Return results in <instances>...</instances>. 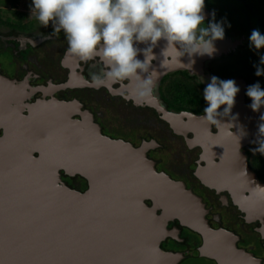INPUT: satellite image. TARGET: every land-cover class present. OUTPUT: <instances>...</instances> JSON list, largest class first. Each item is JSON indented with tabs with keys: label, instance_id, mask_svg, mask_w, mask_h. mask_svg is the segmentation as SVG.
I'll return each mask as SVG.
<instances>
[{
	"label": "water",
	"instance_id": "obj_1",
	"mask_svg": "<svg viewBox=\"0 0 264 264\" xmlns=\"http://www.w3.org/2000/svg\"><path fill=\"white\" fill-rule=\"evenodd\" d=\"M240 43L218 40L213 56H196L191 65L185 56L181 58L185 64L170 63L168 69L203 74L209 60ZM239 79L234 80L242 89L247 81ZM22 88L15 81L0 79V264H180L188 256L216 264H262L253 253L238 247L234 232L211 226L201 197L184 182L158 171L146 145L135 147L105 136L78 102L39 99L26 104V95L18 92ZM155 101L151 104L178 132L192 131L207 146L223 142L215 154L226 155L225 165L209 167L217 176H205L203 170L200 175L206 183L223 177L238 189L233 167L241 161L239 156L243 162L246 159L241 147L264 140L260 131L264 106L254 111L251 99L237 94L228 116L208 120L205 114L171 113ZM74 114L81 115V122L72 123ZM218 166L229 170L220 175ZM240 171L246 186L236 195L246 207L264 213L255 205L256 195L246 197L244 192L251 185L253 193L264 194V184L247 163ZM63 174L86 179L87 188L71 187ZM174 220L200 236L196 250L162 248L167 238L183 240L178 227H169ZM259 231L264 237V225Z\"/></svg>",
	"mask_w": 264,
	"mask_h": 264
},
{
	"label": "flooded vegetation",
	"instance_id": "obj_2",
	"mask_svg": "<svg viewBox=\"0 0 264 264\" xmlns=\"http://www.w3.org/2000/svg\"><path fill=\"white\" fill-rule=\"evenodd\" d=\"M219 1L205 0V11H215L217 15ZM30 6L31 0H19L16 6L0 4V79H9L25 86V89L22 88L18 92L26 95L27 98L24 100L26 104H32L39 99H56L65 103L78 102L83 110L92 114L94 121L100 126L105 136L123 139L135 147L146 145L147 156L155 162L158 171L166 173L176 181L184 182L187 188L201 197L207 209L206 217L211 226L234 232L239 237L238 247L253 253L264 264V237L263 233L259 231L264 225L261 219L263 217L264 220V213L246 207L242 203V199L236 195L245 188L242 185L246 186L245 178L240 171L243 163H247L249 169L264 184L261 175L249 164V149L264 140L256 143L249 142L240 148V152L245 154L246 159L243 162L239 156L241 161L235 168L233 167L238 179L236 181L238 189L236 185H233L234 188H232L230 184L224 182L223 177L222 180L213 178L206 183L201 176L202 170L205 176H217L215 169H209V167L221 166L225 162L226 155L224 153L215 154L221 151L219 147L222 148L223 142L220 140L219 144L221 145H219L215 141L209 145H214L213 147L204 148L205 146L209 147L204 141L205 139L200 140L199 136L192 131L186 135L178 132L163 118V113L151 104L156 100L155 102L171 113L199 115L178 109V104L169 106L163 94L165 78H189L190 84L195 89L203 90L206 84L210 82V78L213 75L216 76V68L222 64L223 58L227 60L226 57L217 60L213 58L208 61V66L204 69L203 74H191L185 69L169 70L170 63L162 61L163 57L159 49L164 47L162 41L155 49L157 60L153 61V67L157 72L153 94L145 99H133L130 95L133 84L127 82L109 83L98 89L94 87L91 83V77L93 73L100 70L99 62L89 61L85 63L68 53L67 40L63 32L56 34L51 25L46 28L39 24L34 13L31 14L27 10ZM7 8L11 9L12 15L4 17L3 12ZM3 9L4 11H2ZM207 19H212L211 15ZM139 46L143 47V45ZM248 86V83L246 86L243 85L238 95L249 98L246 95ZM25 113H28V108L25 109ZM185 119L187 120V118ZM76 122H81V115H73L72 123ZM213 130L214 134L218 133L217 124L213 125ZM231 132L235 133L236 130L231 128ZM2 133L3 129H0V134ZM208 151L213 153L214 160H210ZM169 155L173 158H169ZM171 159L177 165H172L169 162ZM220 166H218L217 171L220 175L228 172L229 168L225 169ZM231 174H233V170ZM62 179L73 188L81 190L84 185H86L85 189L87 188V181L82 177H69L63 174ZM75 180L78 184L74 182ZM253 191L254 187L249 185L248 189L244 191L245 196L256 195L255 205L264 211L262 206L264 199L259 198V195L264 198V194L257 193V190L255 193ZM147 202L151 204L150 200ZM173 226L180 229L179 235L183 239L181 242H185L187 238L183 229L186 227H183L178 220L169 222V227ZM170 239L175 240L167 238L162 242V248L169 245ZM200 244L201 242L196 249ZM165 250L179 251L176 248H165ZM186 250L193 251V249L183 251ZM199 258L208 260L205 257Z\"/></svg>",
	"mask_w": 264,
	"mask_h": 264
},
{
	"label": "clouds",
	"instance_id": "obj_3",
	"mask_svg": "<svg viewBox=\"0 0 264 264\" xmlns=\"http://www.w3.org/2000/svg\"><path fill=\"white\" fill-rule=\"evenodd\" d=\"M205 6V0H31L30 7L39 24L46 28L51 25L56 34L63 32L68 53L85 63L99 62L100 70L91 77L94 87L127 82L133 84V99H145L153 94L155 49L162 41V61L185 64L181 58L187 56L191 65L196 56H213L216 41L240 37L228 34L225 25H231L226 18L217 21L215 11L206 13ZM208 15L212 19H207ZM241 38H248L250 48L257 52L264 49V33L259 29ZM232 51L215 60L228 57ZM261 65L264 54L254 65L256 76H264ZM235 78L246 81L241 76L227 80L215 75L210 78L203 89L206 119L218 120L232 112L241 90ZM246 95L251 99L252 110L259 111L264 106V88L259 81L247 87ZM260 131L264 133V124ZM257 150L264 153V143L260 142Z\"/></svg>",
	"mask_w": 264,
	"mask_h": 264
},
{
	"label": "trees",
	"instance_id": "obj_4",
	"mask_svg": "<svg viewBox=\"0 0 264 264\" xmlns=\"http://www.w3.org/2000/svg\"><path fill=\"white\" fill-rule=\"evenodd\" d=\"M17 2L19 0H0L1 5L7 6H16ZM218 6L217 21L226 18L231 25L230 27L227 24L225 25L228 34L247 35L249 37L254 29H259L264 33V0H231L229 2L220 0ZM261 54H264V49L257 52L250 48L248 42L245 50L237 54H230L226 57L227 60L225 58L221 60L222 64L216 68V76L224 80L241 76L246 79L249 85L259 81L261 87L264 88V76H256V68L254 67V65L259 64ZM261 67H264V65H261ZM188 79L183 77L165 78L166 83L163 88V94L169 106L178 104V109L204 114L203 109L207 104L203 99V90L195 89ZM261 143H264V141ZM259 146L260 143L253 145L249 149V164L261 175V179L264 181V153L257 150ZM85 186H82L81 190H84ZM183 230L187 238L186 241L178 242L170 239L169 245L163 246L164 249L176 248L179 251L196 249L201 242L199 236L187 228ZM193 258L202 260L199 256H193ZM208 261L216 264L213 260L208 259Z\"/></svg>",
	"mask_w": 264,
	"mask_h": 264
},
{
	"label": "rangeland",
	"instance_id": "obj_5",
	"mask_svg": "<svg viewBox=\"0 0 264 264\" xmlns=\"http://www.w3.org/2000/svg\"><path fill=\"white\" fill-rule=\"evenodd\" d=\"M222 2H229V1H231V0H221ZM27 10H29L30 11V13H31V7H29V8H27ZM2 11H4V9L2 10ZM32 14V13H31ZM8 15H12V12H11V9L10 8H7L4 12H3V16L5 17V16H8ZM235 39H238V40H240L241 41V45H240V47L236 50V51H232V53L234 54V53H239V52H241V51H243V50H245L246 48H247V42H248V38H241V36L240 37H236ZM169 158H173L171 155H169ZM180 158V157H179ZM169 162H171L172 163V165L174 164V166L175 165H177V163L176 162H174V160L173 159H171V160H169ZM172 165H169L170 167L172 166ZM75 183H77L78 184V182L75 180L74 181ZM76 185V184H75ZM181 264H212V263H210L208 260H201V259H196V258H193V257H188V258H185L183 261H182V263Z\"/></svg>",
	"mask_w": 264,
	"mask_h": 264
},
{
	"label": "bare ground",
	"instance_id": "obj_6",
	"mask_svg": "<svg viewBox=\"0 0 264 264\" xmlns=\"http://www.w3.org/2000/svg\"><path fill=\"white\" fill-rule=\"evenodd\" d=\"M164 43V42H163ZM2 115V114H1Z\"/></svg>",
	"mask_w": 264,
	"mask_h": 264
}]
</instances>
